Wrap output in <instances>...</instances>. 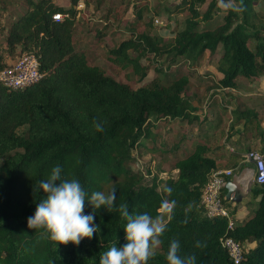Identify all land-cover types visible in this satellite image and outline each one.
I'll use <instances>...</instances> for the list:
<instances>
[{"label": "trees", "instance_id": "obj_1", "mask_svg": "<svg viewBox=\"0 0 264 264\" xmlns=\"http://www.w3.org/2000/svg\"><path fill=\"white\" fill-rule=\"evenodd\" d=\"M70 1L64 8L55 0H23L25 9L8 20L0 5V72L31 54L42 75L22 90L0 82V264H99L101 253L126 242L127 221L118 210L121 204H127L130 214L164 216L166 231L147 264H168L166 254L174 239L180 243L179 255H194L195 264H234L221 246L225 238L241 247L240 264H264V184L250 188L247 204L256 203L243 222L234 221L237 206L226 200L222 188L232 229L225 218H207L201 205L203 189L217 163L226 157L244 159L251 151L264 154L258 109L235 107L222 134L223 144L213 146L222 127L221 113L199 116L187 96L194 72L170 71L181 63L196 68L205 56L211 58L221 48L215 64L220 78L198 88L237 90L238 78L263 80L264 13L256 9L260 0H234L238 12L228 10L222 22L213 26L215 0H181L174 12L185 18L168 39L153 34L151 18L146 30L136 32L143 15L151 12L147 5L137 4L135 20L127 27L130 37L110 49L108 59L120 70L131 69L139 81L147 76L148 67L140 64L143 57L152 55L168 64L156 68L162 78L134 89L76 51L73 35L79 0ZM104 1L95 0L93 8L98 10ZM57 13L64 18L55 21ZM102 36L104 32H98L97 38ZM228 107L226 102L222 109ZM96 123L103 126L102 132L96 130ZM136 152L141 158L146 153L171 156L176 173L147 179L131 169ZM55 166L61 167L62 178L78 179L89 197L95 191L116 188L112 211L96 210L94 224L99 230L78 246L58 245L42 229L27 227L28 217L46 196L39 183ZM166 188L172 189L170 195ZM164 199L176 202L170 220L160 209ZM91 212L86 202L84 214Z\"/></svg>", "mask_w": 264, "mask_h": 264}, {"label": "rangeland", "instance_id": "obj_2", "mask_svg": "<svg viewBox=\"0 0 264 264\" xmlns=\"http://www.w3.org/2000/svg\"><path fill=\"white\" fill-rule=\"evenodd\" d=\"M87 1L89 2L88 5ZM70 0H55V3L68 8L70 6ZM181 2V0H105L98 10L93 7L95 0H79L76 5L77 24L74 29L73 41L76 51L83 53L89 60L91 65H95L104 69L109 75H111L116 81L128 84L131 88H137L142 85L152 84L155 79L162 78L157 73L156 68L159 64H165L167 62L156 61L152 55H147L140 60V64L143 67H148L147 76L139 81V77L136 76L131 69L120 70L108 59L110 57L109 51L118 43L126 40L130 37L127 31L128 24H133L135 20L136 6L147 5L151 10L149 13L143 15V20L139 26L136 27V32H143L146 30V21L150 18L153 20V34L160 35L165 39L171 38V30L175 28L176 24H181L185 16L174 12V8ZM261 5H256V9L264 13V0H260ZM0 5L6 10L4 20L16 19V17L25 9L23 0H0ZM207 4L204 5L200 12H204ZM109 8V10H108ZM134 8V9H133ZM234 10L238 12L237 5L229 6L221 2H216V11L213 14L214 22L211 26L222 22L223 17L227 14L228 10ZM134 10V11H133ZM154 12H158L156 15ZM107 17L108 21H105ZM108 23L107 27L105 23ZM130 24V26H131ZM134 26V25H133ZM182 28V26H180ZM201 28V27H200ZM98 32H104V36L97 38ZM221 55V48L217 53L209 58L205 56L199 63L198 67L192 68L185 63H181L179 67H172L171 72L175 70L180 73L194 72L191 77V85L188 89L187 96L191 99L192 105L197 108V114L202 116L210 114L221 113L222 127L216 134V140L213 146H219L223 144L224 137L223 132H226L229 123L230 112L236 108H243L245 106L257 108L260 122L264 128V79L254 80L249 82L243 78L236 80L238 89L227 90L222 89L216 91H205L198 88L202 86L210 85L208 80L217 81L220 75L217 73L215 64ZM15 61L10 62L9 65L14 64ZM229 103L231 107L222 109L225 103ZM214 104L213 108H210L211 104ZM214 112V113H213ZM216 115V116H217ZM228 154V153H227ZM172 157L160 156L156 154L146 153L145 157L141 158L138 153H135V162L131 165V169L134 172H142L146 174V178L150 179L153 174L158 175L160 178H166L167 175H173L172 171ZM223 164V169L229 168L234 173L233 161L226 160ZM220 163V162H219ZM150 175H147V168ZM164 171V173H158V171ZM249 196V195H248ZM255 205V204H254ZM253 203H250L247 210H251ZM241 213H237V218H240ZM159 250V246L155 251Z\"/></svg>", "mask_w": 264, "mask_h": 264}, {"label": "clouds", "instance_id": "obj_3", "mask_svg": "<svg viewBox=\"0 0 264 264\" xmlns=\"http://www.w3.org/2000/svg\"><path fill=\"white\" fill-rule=\"evenodd\" d=\"M95 127L97 131L104 130L99 123ZM61 172V167L55 166L50 176L40 181L39 188L46 196L37 204L34 215L28 217L27 227L42 229L47 238L58 245L72 243L78 246L84 238L91 239L98 232L99 226L94 224L96 210L104 207L108 212L112 211L117 200L116 188L108 192L95 191L89 197L78 179H64ZM165 191L170 195L172 189ZM86 202L92 208L88 214H84ZM175 205L174 200L167 199L160 204L162 213L169 214V220ZM118 210L127 221L124 227L126 242L121 247L112 245L101 253L99 264H147L166 231L164 216L153 217L148 212L130 214L127 204H121ZM196 246L201 247V244L197 242ZM179 250V241L172 240L166 254L168 264H195L194 255L181 257Z\"/></svg>", "mask_w": 264, "mask_h": 264}, {"label": "built area", "instance_id": "obj_4", "mask_svg": "<svg viewBox=\"0 0 264 264\" xmlns=\"http://www.w3.org/2000/svg\"><path fill=\"white\" fill-rule=\"evenodd\" d=\"M63 18L64 15L61 13L53 15L55 21H60ZM41 77L38 61L31 54L21 56L14 64L0 72V82L14 90H22L39 81ZM244 159L253 165V185L262 186L264 184V154L251 151L244 155ZM232 175L233 170L231 169H215L201 195V205L205 216L209 219H227L229 229H232L233 222L228 208L223 204L221 191ZM221 246L228 252L234 264H240L243 260V251L234 240L231 238L222 239Z\"/></svg>", "mask_w": 264, "mask_h": 264}, {"label": "crops", "instance_id": "obj_5", "mask_svg": "<svg viewBox=\"0 0 264 264\" xmlns=\"http://www.w3.org/2000/svg\"><path fill=\"white\" fill-rule=\"evenodd\" d=\"M261 127H262V124H261ZM227 159L228 158L226 157L224 160L220 161V163H217V169H223V164L226 163L225 161ZM226 169H229V168H226ZM173 173L175 174L176 172H173ZM252 178H253V165L250 162L246 161L245 159L240 158V160H236V166L234 167V173L225 183V185L228 186L230 189L231 198L235 197V195H238V194L241 195L242 197V200L239 203L234 202L233 200H229V202L232 205L237 206V211L235 215L233 216V219L236 222H243L246 219H248L250 215L253 214L254 204L256 202H250V203H253V207L251 208V210H247L250 205V203L247 204V202L249 201L248 200L249 190L253 186ZM226 194H227V190H226ZM226 194H225V198H226ZM237 213H241V216H240L241 219H238L236 217Z\"/></svg>", "mask_w": 264, "mask_h": 264}, {"label": "water", "instance_id": "obj_6", "mask_svg": "<svg viewBox=\"0 0 264 264\" xmlns=\"http://www.w3.org/2000/svg\"><path fill=\"white\" fill-rule=\"evenodd\" d=\"M216 2H221V3H224V4H228L229 6H232V5H234V4H236L235 2H234V0H215ZM237 5V4H236ZM225 187V189L227 190V194H226V200H233L234 202H237V203H239V202H241V200H242V197H241V195H235V197H233V198H231V192H230V189H229V187L228 186H224Z\"/></svg>", "mask_w": 264, "mask_h": 264}]
</instances>
